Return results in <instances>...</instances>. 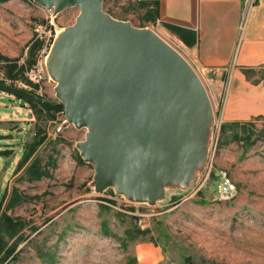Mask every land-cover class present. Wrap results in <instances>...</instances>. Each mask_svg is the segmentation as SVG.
<instances>
[{
    "label": "rangeland",
    "instance_id": "rangeland-1",
    "mask_svg": "<svg viewBox=\"0 0 264 264\" xmlns=\"http://www.w3.org/2000/svg\"><path fill=\"white\" fill-rule=\"evenodd\" d=\"M104 9L135 26L153 28L186 56L178 36L147 20L141 2L104 0ZM79 12L71 7L55 14L32 0H0V66L12 85L59 101L42 52L45 42L53 45L57 31L47 35L45 27L54 17L57 30L65 28ZM33 43L37 48L29 63ZM36 63L34 82L29 72ZM192 65L218 107L209 158L186 184H167L155 202L131 200L115 185L97 192L95 166L78 161L77 143L85 139L86 129L70 123L54 135L56 124L66 119L63 113L35 109L0 90V134L8 147L37 148V170L50 172L30 182L26 171L11 184L9 198L0 200V264H146V257L151 264H264V118L240 125L237 136L223 132L229 128L219 123L221 103L214 102L210 79ZM27 107L33 122H27L32 117ZM247 159L253 164L243 167ZM230 162L237 166L238 194L221 201L220 170ZM13 192L22 198L11 201ZM12 221L20 233L15 237L5 228Z\"/></svg>",
    "mask_w": 264,
    "mask_h": 264
},
{
    "label": "water",
    "instance_id": "water-1",
    "mask_svg": "<svg viewBox=\"0 0 264 264\" xmlns=\"http://www.w3.org/2000/svg\"><path fill=\"white\" fill-rule=\"evenodd\" d=\"M34 1L55 14L80 9L47 61L59 101L2 81L0 90L86 129L77 145L95 166L97 192L115 185L155 202L170 182H189L209 158L215 111L187 57L153 28L114 17L104 0Z\"/></svg>",
    "mask_w": 264,
    "mask_h": 264
},
{
    "label": "crops",
    "instance_id": "crops-1",
    "mask_svg": "<svg viewBox=\"0 0 264 264\" xmlns=\"http://www.w3.org/2000/svg\"><path fill=\"white\" fill-rule=\"evenodd\" d=\"M157 1L158 24L168 31L165 23L197 32L198 40L192 46L172 33L185 46L190 62L208 75L214 102L221 103L219 119L222 122H247L264 118V0H255L252 5L247 0ZM244 67L254 69L250 77ZM27 109L32 116L27 122H33L35 116L31 108ZM24 131L19 133L23 135ZM7 140L0 134V200L5 196V201L10 196L13 181L23 176L37 159V148H25L24 145L11 148ZM30 151V158L19 168L20 160ZM241 163L243 167L253 164L248 159ZM226 165L237 182V166H233V162Z\"/></svg>",
    "mask_w": 264,
    "mask_h": 264
},
{
    "label": "trees",
    "instance_id": "trees-1",
    "mask_svg": "<svg viewBox=\"0 0 264 264\" xmlns=\"http://www.w3.org/2000/svg\"><path fill=\"white\" fill-rule=\"evenodd\" d=\"M142 6L146 9L145 15L147 20L149 21H155L157 22L158 18H159V1H143L141 2ZM153 7V8H151ZM171 32H173L174 34L178 35L183 41L184 43H186L189 46L194 45L197 40H198V34L195 30L189 29V28H185L176 24H172V23H165L164 24ZM37 48V43H33L32 47H31V58L29 59V63H32V55H33V50ZM245 73L250 77L253 72L254 69L253 68H243ZM13 68H9V71H12ZM32 106L37 109L40 108L39 105L37 103H31ZM41 109V108H40ZM225 125H223V128H229V129H223V132H226L228 130H231L232 132H234L233 135L237 136L238 135V131L236 128L240 127V125H246V122H225ZM247 129H245L244 131H246ZM36 149V148H35ZM34 150V149H33ZM32 150V152H33ZM32 152H27L22 159L19 162L18 167L21 168L30 158ZM78 161L79 162H85L84 158L81 156V154H79L78 156ZM54 162V161H52ZM27 173H28V180L29 181H34L37 180V178H43V177H48L50 175L49 170H46L44 168V170H37V159H35L33 161V163L29 166V168L27 169ZM20 198H22L21 194L18 192H13L12 196H11V201H19ZM8 215V214H7ZM5 216V219H8V216ZM15 222H7L5 224V228H7V230L9 231V234L11 237H15L17 235H19L20 233L18 232L19 228H17V225L14 224ZM17 223V222H16Z\"/></svg>",
    "mask_w": 264,
    "mask_h": 264
},
{
    "label": "built area",
    "instance_id": "built-area-1",
    "mask_svg": "<svg viewBox=\"0 0 264 264\" xmlns=\"http://www.w3.org/2000/svg\"><path fill=\"white\" fill-rule=\"evenodd\" d=\"M137 2H143L145 0H135ZM32 2L36 3L34 0H32ZM247 2L252 5L255 0H247ZM39 5V4H38ZM50 11V10H49ZM52 13V11H50ZM57 24L54 21V17L51 18L50 23L47 22L46 27H45V33L47 35H51L52 31L55 30L57 31ZM52 45V41L51 42H45L43 48H42V52L44 54V65L47 67V56H48V52L50 49V46ZM46 53H48L46 55ZM40 63V69L43 67V61L39 60ZM34 69H37V63L34 65V67L30 70L29 72V77L31 80H33L34 82H36L37 80V74L34 73ZM199 74V73H198ZM0 81L5 82L7 84H11L12 85V77H10L8 75V73L3 70L0 66ZM218 107H215L214 105V110H216ZM222 121L219 119V123H221ZM66 125H70V122L67 119H64L61 122H58L55 126V128L52 131V134L57 135L59 133H61L64 130V127ZM220 183L218 185V199L221 201H230L233 198H235L238 194V185L237 182L235 181V179L233 178V176L230 174V172L227 169H221L220 170Z\"/></svg>",
    "mask_w": 264,
    "mask_h": 264
},
{
    "label": "bare ground",
    "instance_id": "bare-ground-1",
    "mask_svg": "<svg viewBox=\"0 0 264 264\" xmlns=\"http://www.w3.org/2000/svg\"><path fill=\"white\" fill-rule=\"evenodd\" d=\"M64 30H65V28H59V29L57 30V34H56V37H55L56 39H55V40H57V39L60 37V35L64 32ZM168 42H169V41H168ZM53 46H54V44H53ZM53 46H52L51 50L49 51V54H48V56H47V61L49 60V58H50V56H51V52H52ZM50 76L52 77V79H54L51 73H50ZM142 250H143V252L145 251V249H142ZM145 256H146V255H145ZM145 256H144V259H145ZM145 263H146V264H151V263H152V260H151V259H147V257H146V259H145Z\"/></svg>",
    "mask_w": 264,
    "mask_h": 264
}]
</instances>
